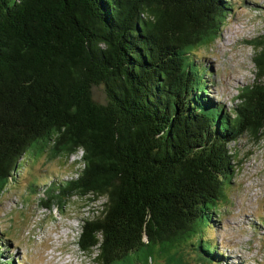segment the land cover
<instances>
[{"label":"trees","instance_id":"16d2710c","mask_svg":"<svg viewBox=\"0 0 264 264\" xmlns=\"http://www.w3.org/2000/svg\"><path fill=\"white\" fill-rule=\"evenodd\" d=\"M233 10L232 0H0V194L36 143L40 158L81 151L74 174L30 194L49 211L104 200L77 241L97 263L186 264L179 248L196 239L204 264H234L196 236L221 224L231 144L264 134V42L251 43L258 81L232 108L211 97L195 55ZM3 240L0 264H15Z\"/></svg>","mask_w":264,"mask_h":264},{"label":"rangeland","instance_id":"374dc122","mask_svg":"<svg viewBox=\"0 0 264 264\" xmlns=\"http://www.w3.org/2000/svg\"><path fill=\"white\" fill-rule=\"evenodd\" d=\"M232 2L234 10L217 40L195 54L210 68L211 97L226 108L238 103L243 88L257 83L254 59L261 49L251 43L264 42V0ZM94 99L105 103L103 87L94 89ZM39 147L36 143L29 148L20 162L19 177L0 194V245L5 238L12 242L8 255L16 257L15 264H99L95 260L98 250L85 253L77 241L84 220L95 217L104 200L74 198L65 208L55 207L50 212L43 206L38 209L32 200L34 195L30 194V185L33 184L34 191L41 182L58 175L68 177L81 168L82 152L70 160L51 159L48 153L40 158ZM230 148L236 153L237 174L228 186L226 200L216 204L221 224L214 231L209 224L204 225L196 237L203 238L211 251L219 244L234 264H264V134L259 140L246 135ZM13 199L24 201L27 209L8 213ZM178 253L186 264H204V258H208L198 250L196 239L184 242ZM131 259L129 264H137L133 254ZM148 264H165V260L155 256Z\"/></svg>","mask_w":264,"mask_h":264},{"label":"built area","instance_id":"2783aa9c","mask_svg":"<svg viewBox=\"0 0 264 264\" xmlns=\"http://www.w3.org/2000/svg\"><path fill=\"white\" fill-rule=\"evenodd\" d=\"M75 156H78V155H75ZM80 159H81V156H80ZM34 203H36V205H38V209L41 208L36 199L34 200ZM25 208L27 209L26 204L23 201H20L18 199H13L12 202L8 204L7 212L9 213L14 209L24 210ZM44 210H47V209H44ZM53 210H54V208L51 211H53ZM55 210H57V209H55Z\"/></svg>","mask_w":264,"mask_h":264},{"label":"clouds","instance_id":"9594fccd","mask_svg":"<svg viewBox=\"0 0 264 264\" xmlns=\"http://www.w3.org/2000/svg\"><path fill=\"white\" fill-rule=\"evenodd\" d=\"M24 202V201H23Z\"/></svg>","mask_w":264,"mask_h":264}]
</instances>
